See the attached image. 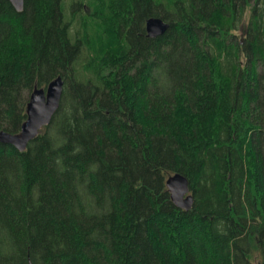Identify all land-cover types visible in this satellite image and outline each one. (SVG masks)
Wrapping results in <instances>:
<instances>
[{"label": "trees", "instance_id": "16d2710c", "mask_svg": "<svg viewBox=\"0 0 264 264\" xmlns=\"http://www.w3.org/2000/svg\"><path fill=\"white\" fill-rule=\"evenodd\" d=\"M58 75L0 142V264H264V0H0V130Z\"/></svg>", "mask_w": 264, "mask_h": 264}, {"label": "water", "instance_id": "95a60500", "mask_svg": "<svg viewBox=\"0 0 264 264\" xmlns=\"http://www.w3.org/2000/svg\"><path fill=\"white\" fill-rule=\"evenodd\" d=\"M17 11L23 9V0H9ZM169 23L160 17L151 16L145 21L147 35L155 37L166 31ZM63 78L58 75L52 79L45 88L34 87L26 104V118L22 122L18 132L0 130V142L12 144L20 150H24L27 144L33 140L40 130L48 125L57 111L63 93ZM166 186L170 192L173 203L182 209H190L193 196L189 189L188 179L174 173L166 179Z\"/></svg>", "mask_w": 264, "mask_h": 264}]
</instances>
